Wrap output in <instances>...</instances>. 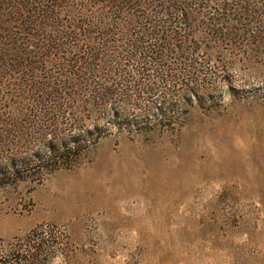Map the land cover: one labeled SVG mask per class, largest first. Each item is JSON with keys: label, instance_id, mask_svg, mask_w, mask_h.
Returning <instances> with one entry per match:
<instances>
[{"label": "rangeland", "instance_id": "obj_1", "mask_svg": "<svg viewBox=\"0 0 264 264\" xmlns=\"http://www.w3.org/2000/svg\"><path fill=\"white\" fill-rule=\"evenodd\" d=\"M133 2L0 0V246L46 230L52 264H264V0ZM149 20L164 70L192 53L170 93L130 92L161 84L137 77Z\"/></svg>", "mask_w": 264, "mask_h": 264}, {"label": "trees", "instance_id": "obj_2", "mask_svg": "<svg viewBox=\"0 0 264 264\" xmlns=\"http://www.w3.org/2000/svg\"><path fill=\"white\" fill-rule=\"evenodd\" d=\"M143 0H134L133 3L137 4V3H141L140 5H138L139 8L146 10L147 6H145V4L142 3ZM170 3V2H169ZM137 7V5L135 6ZM167 8L169 10V12L165 13L164 11V15L165 18L167 19L168 16L171 17L172 19L168 21H164L162 22L163 24H165V27H170L171 23L178 25L181 24L182 21V13H178L176 12H171L173 11V7L171 5H167ZM151 12V11H150ZM158 16V15H157ZM156 16V17H157ZM162 16V15H161ZM155 16H152L151 18H156ZM163 17V16H162ZM165 19V20H166ZM177 20V21H176ZM145 23L147 22V20H144ZM148 22V26H152L151 28H143L142 30H140V32H138V34L136 35V37L134 38V42L135 44H137L139 46V51H137V56H138V60L141 61L140 62V68L137 71V77L138 79H142L145 73L144 67H146L148 65V67L150 68L149 72L153 73V75L151 77L147 76L145 80H147V82L151 83L150 78L154 77V74L157 75V81L160 80L161 84L158 86V84H151L149 86L147 85H139L136 84L132 87H130V92L132 93H137V92H141V94H145V95H150V92H162V91H167L168 93L171 92V90H173L175 87H177L180 83V77L181 78H189L190 72H195L194 68H191L192 66H186V64L189 62L191 63V59H189L188 57L190 56V54L192 53H188L186 52V50H182V53L180 56L177 57V60L174 59L175 63L174 66H178V67H183L184 69H166L164 70L159 63L161 60H164V58H162L161 56L158 55V53L156 52V49H158V45L157 42L161 41V38L164 34L163 30L159 31L158 28L156 29L153 25L156 23V21H151ZM176 21V23L174 22ZM164 28V27H163ZM160 28V29H163ZM166 34L171 33L173 34V31H169L166 30L165 31ZM174 37V36H173ZM172 40H174L173 38H171ZM184 43V42H183ZM132 48V46L130 47ZM184 57H181V56ZM192 56V55H191ZM192 58V57H191ZM132 61V60H131ZM133 62V61H132ZM194 65V64H191ZM152 67V68H151ZM158 71V72H157ZM102 72H108L107 70H103ZM148 72V71H146ZM168 74L172 75V74H178V76H170L168 78ZM120 75V74H119ZM126 76V75H125ZM160 76V77H159ZM133 76L129 77L126 76L125 79H132ZM120 80V78H119ZM124 80H121L120 84H118V89L116 90V97L120 92H123L126 89V82ZM192 80V79H191ZM191 80L189 82H191ZM99 81H107L106 79H101L99 78ZM138 81V80H137ZM187 81V79H186ZM193 81V80H192ZM111 82L113 83V80H111ZM91 83L92 79H91ZM192 83V82H191ZM128 84V83H127ZM170 84H173V86H171L172 88L170 90ZM164 85V86H163ZM175 85V87H174ZM94 86V84H93ZM136 86V87H135ZM168 87V89H166V87ZM135 87V88H133ZM101 88H99L98 90H100ZM166 95V93H165ZM140 111H142L143 116L148 115L150 113L149 108H143L140 109ZM178 112L176 111H168L167 114L162 113L159 118H160V122H166L168 124H175V120L178 119ZM145 124V123H144ZM142 124H137L136 126L134 125H128V127L130 128H139ZM127 125H124V129L126 128ZM97 138V135H93L90 136L89 138H87V140H75L74 142L71 143V149L65 151L64 149L61 150V153H53L52 156L48 157L47 159H43L41 161L37 162L38 168L42 169V166L40 164H46L47 166L49 165V163L54 162L56 164H60V163H64L65 159L67 156H75V152L77 151V153H80L81 150L80 149L81 145H87L91 142V140ZM66 156V157H65ZM12 177H14V174H11ZM2 243V242H1ZM7 247L6 249L1 247ZM0 246V264H52L53 259H55L57 256H54L55 252L58 251V247L57 245H54L51 237H50V232L44 230L40 236L36 235V232L33 233L32 235H29L28 237H25L24 239H19V240H15L14 242L11 243H7L6 246L5 245H1ZM63 247V246H61ZM63 251V250H60ZM61 257H63V259L68 260L69 258L67 256H63V254H61Z\"/></svg>", "mask_w": 264, "mask_h": 264}]
</instances>
